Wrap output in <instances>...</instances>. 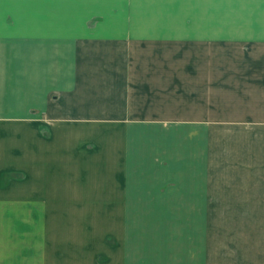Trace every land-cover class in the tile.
Segmentation results:
<instances>
[{"label":"crops","instance_id":"0c3cea01","mask_svg":"<svg viewBox=\"0 0 264 264\" xmlns=\"http://www.w3.org/2000/svg\"><path fill=\"white\" fill-rule=\"evenodd\" d=\"M261 221L264 0H0V264H215Z\"/></svg>","mask_w":264,"mask_h":264},{"label":"rangeland","instance_id":"374dc122","mask_svg":"<svg viewBox=\"0 0 264 264\" xmlns=\"http://www.w3.org/2000/svg\"><path fill=\"white\" fill-rule=\"evenodd\" d=\"M233 223L234 226L232 228H235L232 229L233 236L228 237L227 238L228 240L232 238L234 239V235H236V231L237 233L241 231L238 230L239 227L238 228L236 227V222ZM261 223L264 222L261 221ZM260 231L262 230L260 229ZM230 243L232 242H228L229 245H231ZM212 255H213V260L215 259V257L218 258V261H216L215 264H262V262L264 264V248H213ZM220 256H221V261L219 259ZM170 262H173V260L170 259ZM153 264L155 263L153 262ZM174 264H178L177 261Z\"/></svg>","mask_w":264,"mask_h":264}]
</instances>
